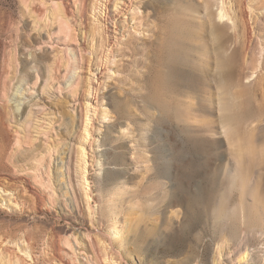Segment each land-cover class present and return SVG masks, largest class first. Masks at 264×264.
Masks as SVG:
<instances>
[{"label":"rangeland","instance_id":"obj_1","mask_svg":"<svg viewBox=\"0 0 264 264\" xmlns=\"http://www.w3.org/2000/svg\"><path fill=\"white\" fill-rule=\"evenodd\" d=\"M237 1L264 47V0ZM116 2L0 0V264H264V229L241 212V263L202 228L219 191L261 220L239 174L221 181L233 162L202 106V43L215 48L218 27L191 0H133L145 36L121 38L123 18L102 15ZM241 129L264 137V119Z\"/></svg>","mask_w":264,"mask_h":264},{"label":"bare ground","instance_id":"obj_2","mask_svg":"<svg viewBox=\"0 0 264 264\" xmlns=\"http://www.w3.org/2000/svg\"><path fill=\"white\" fill-rule=\"evenodd\" d=\"M111 1L105 0L106 3ZM116 3L120 6L118 5L119 7L115 8L114 12H110L105 7L104 13L102 12L104 20L112 21L116 28V22L119 17H122L125 25L121 32V38L125 32L128 36L142 37L144 25L141 24V20L144 17L139 6L134 4L133 0H119ZM191 5L190 12L203 25L218 27L215 48L209 43L210 41L203 40L202 43V106L207 112L211 110L212 106L218 110V120L227 139L228 154L233 162V167L225 169L221 181L224 183L225 178L226 182L233 185L237 181L231 177L230 172L239 174L241 181L238 182L246 184L250 189L248 193L240 192L241 199L249 195L252 196L250 206L259 209L261 216V220L247 217L243 202L238 210L236 203H233L234 194H225L226 192L219 191L220 201L216 203L212 213H210V216L213 217L207 215L206 221L202 219V228L204 226L209 227L210 235L215 239L218 237L216 241L219 243V253L223 251L224 243L228 241L231 246L229 253H235L234 256L241 263L245 255L246 258L248 255L246 252L241 255L240 246L244 240L249 243L244 237L251 233V229L239 224L238 215L243 214L242 223L248 220L250 223L248 225L257 229H264V137L254 135L251 129L249 132H244L241 129L243 124L262 122L264 119V57L262 56L264 47L258 42L262 28L256 21L250 23V20L246 18L247 13L244 5L237 0H234L232 12L223 7V1L219 7V0H191ZM214 6L220 9L218 17L220 19L226 18L228 23L220 24L215 20ZM60 9L58 4L54 6L57 26L59 30L70 36V23L67 19L60 17L61 15L59 16V11H62ZM94 25L98 27L96 24ZM104 28H106L105 25ZM254 44L259 46L258 56L255 55V57ZM110 52L112 51L110 50ZM260 56H262V61ZM210 72L215 74L216 79L211 80ZM108 74L110 73L108 72ZM218 174L220 172L217 173V176ZM203 203L205 202L203 201ZM207 209H202V216L208 212ZM262 256L264 258V255ZM252 261L254 259L251 258ZM57 262L53 264H64L60 260Z\"/></svg>","mask_w":264,"mask_h":264}]
</instances>
